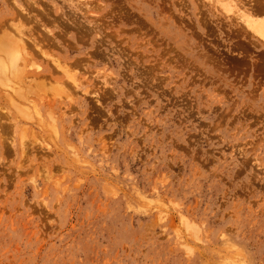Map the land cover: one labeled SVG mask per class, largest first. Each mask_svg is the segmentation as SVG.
Instances as JSON below:
<instances>
[{
    "label": "rangeland",
    "instance_id": "rangeland-1",
    "mask_svg": "<svg viewBox=\"0 0 264 264\" xmlns=\"http://www.w3.org/2000/svg\"><path fill=\"white\" fill-rule=\"evenodd\" d=\"M214 9L0 0V264H264V44Z\"/></svg>",
    "mask_w": 264,
    "mask_h": 264
},
{
    "label": "bare ground",
    "instance_id": "bare-ground-1",
    "mask_svg": "<svg viewBox=\"0 0 264 264\" xmlns=\"http://www.w3.org/2000/svg\"><path fill=\"white\" fill-rule=\"evenodd\" d=\"M201 1V0H200ZM206 1V3L211 6V7H215L214 10L217 9V11H220L222 12L223 14L226 15V17H228L229 19H231V21L235 18V20L240 24H243L244 27L247 29V31L251 32V34L253 36H255L257 39H259L263 44H264V0H204ZM178 3V2H177ZM201 4V3H200ZM85 5V4H84ZM81 7V6H80ZM53 8V7H52ZM201 9V8H200ZM83 10V9H82ZM86 10V9H85ZM86 13V12H85ZM61 14V13H60ZM51 15V14H50ZM53 16V14H52ZM60 16V15H59ZM58 16V18H59ZM54 17V16H53ZM46 18V17H45ZM218 18V17H217ZM55 19V18H54ZM75 19V18H74ZM73 21V20H72ZM49 23V20L47 21ZM55 22V21H54ZM58 22V21H57ZM51 23V22H50ZM97 23V22H96ZM59 24V23H58ZM78 24V23H77ZM82 24V23H81ZM236 24V23H235ZM71 25V24H70ZM72 26V25H71ZM241 26V25H240ZM239 26V27H240ZM89 27V26H88ZM63 28V27H62ZM67 28V26H66ZM74 28V27H73ZM72 28V29H73ZM85 28V27H84ZM95 28V27H94ZM242 28V27H240ZM66 30V29H65ZM68 30V29H67ZM21 31V30H20ZM76 31V30H74ZM83 31V30H82ZM81 31V32H82ZM24 32V31H23ZM248 32V33H249ZM77 33V32H76ZM25 34V33H24ZM56 34V33H55ZM82 34V33H81ZM89 34V33H88ZM11 35V34H10ZM8 36V38H4L2 37L3 39H5V41H2L0 42V79L1 77L3 76V80L5 79H8V75L6 76V74H9V77L11 78L12 75L15 76V75H21V73L25 70H22L23 68H25V65L23 64L24 61L27 63V64H34V65H37L35 64V61L30 58H27L26 55L29 54L28 49V45L24 38V35L23 33L19 32V35H12V36ZM47 35V34H46ZM242 35V34H241ZM250 35V34H249ZM87 36V35H85ZM62 37V36H61ZM77 37V36H76ZM43 38V37H42ZM63 38V37H62ZM44 39V38H43ZM47 39V38H46ZM78 39H79V36H78ZM49 40V38H48ZM82 40L79 39L77 41H80ZM97 40V38L95 39ZM39 41V39H38ZM88 41V40H87ZM43 42V41H42ZM52 42V41H51ZM34 43V42H33ZM39 43V42H38ZM36 43V44H38ZM49 43V42H48ZM84 43V41H83ZM97 43V42H96ZM35 44V43H34ZM33 44V45H34ZM35 44V45H36ZM258 45V44H257ZM42 46V45H41ZM40 46V47H41ZM57 46V45H56ZM121 46V45H120ZM43 47V46H42ZM51 47V46H50ZM36 48V47H35ZM41 49V48H40ZM25 51V52H24ZM118 51V50H117ZM124 51V50H122ZM115 52V51H114ZM33 53V52H32ZM94 53V51H93ZM96 54V53H95ZM23 55V56H22ZM24 55L26 56V59H24ZM34 55V54H33ZM96 57V56H95ZM85 58V57H83ZM21 61V63H19ZM84 60V59H83ZM80 62V61H79ZM25 63V64H26ZM53 63H56V67H53V69L55 68H60V65L58 64L57 61H55L54 59L52 60V64ZM78 63V62H77ZM23 65V66H22ZM32 65H30L31 67H33ZM22 66V67H21ZM29 67V66H28ZM29 67V68H31ZM36 67V69L38 68L37 66H34ZM40 68V66H39ZM35 69V68H34ZM53 71H56V70H53ZM12 72V75H10ZM14 72V73H13ZM43 72V70H42ZM41 73V72H40ZM40 73H37V72H33V75H38ZM53 73V72H52ZM6 78H5V77ZM25 76V75H24ZM31 76V75H30ZM30 76H27V77H30ZM44 76H47L46 74H44ZM26 77V78H27ZM32 77V76H31ZM40 77V76H39ZM38 77V78H39ZM5 78V79H4ZM14 78V77H13ZM25 78V77H24ZM25 78V79H26ZM34 78V77H33ZM46 78V77H45ZM28 80L29 79H32V78H27ZM2 80V79H1ZM0 80V81H1ZM2 80V81H3ZM10 80V79H8ZM27 81V80H26ZM6 82V81H4ZM9 82V81H8ZM7 83V82H6ZM27 83V82H25ZM24 84V82H23ZM22 85V84H21ZM36 85V84H35ZM6 85H4L5 87ZM27 86V84H26ZM10 87V86H9ZM18 87V86H17ZM22 87V86H21ZM18 89V91H22L23 92V89ZM28 87V86H27ZM6 88V87H5ZM16 87L15 85L12 87V90H15ZM19 88V87H18ZM24 88V87H22ZM32 88V87H31ZM16 91V90H15ZM7 92V91H6ZM14 93V91H12ZM11 92V94H13ZM37 93V92H36ZM18 94V93H17ZM20 94V97L23 98V96H21V92H19ZM16 95L15 93V97L16 96H19ZM7 95V94H6ZM8 95H9V91H8ZM8 99L10 101L11 100V95L10 96H7ZM25 99V97L23 98ZM27 99V98H26ZM16 102V101H15ZM18 105V104H17ZM16 106V105H15ZM27 106V105H26ZM17 107V106H16ZM25 107V106H24ZM27 108V107H26ZM24 109V108H23ZM21 108V110H23ZM29 111V110H28ZM13 127V126H12ZM25 134V132H24ZM22 144V143H21ZM21 151H25V147H23L22 145V150Z\"/></svg>",
    "mask_w": 264,
    "mask_h": 264
}]
</instances>
